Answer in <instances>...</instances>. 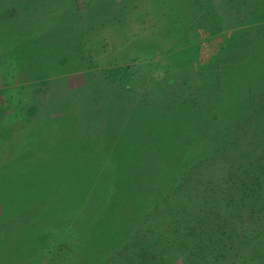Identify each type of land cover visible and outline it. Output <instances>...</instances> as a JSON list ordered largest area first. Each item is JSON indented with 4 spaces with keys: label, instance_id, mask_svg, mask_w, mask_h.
Segmentation results:
<instances>
[{
    "label": "rangeland",
    "instance_id": "1",
    "mask_svg": "<svg viewBox=\"0 0 264 264\" xmlns=\"http://www.w3.org/2000/svg\"><path fill=\"white\" fill-rule=\"evenodd\" d=\"M30 2L37 13L18 22L0 16V231L1 219L30 201L50 205L54 221L45 237L33 236L39 243L31 256L26 249L11 263L76 262L77 236L99 219L105 241L123 235L126 245L81 264H209L215 252L206 254L208 246L218 251L227 241L226 258L214 264H264L261 221L246 212L252 198L238 209L227 202L230 218L239 210L246 224L233 232L225 231L233 224L224 214L208 232L179 228V219L167 226L170 206L154 199L183 173L202 172L218 186L227 170L233 179L251 168L264 183L263 27L256 20L254 32L241 35L247 9L264 12V0ZM59 12L73 21L61 25L56 48L45 44L35 59L45 80L10 79L4 44L44 30ZM41 97L45 108L26 105L17 115L27 98ZM191 184L184 182L191 196L182 202L195 214L202 204ZM149 188L159 207L146 216ZM258 195L264 221V186ZM212 202L223 209L225 201Z\"/></svg>",
    "mask_w": 264,
    "mask_h": 264
},
{
    "label": "trees",
    "instance_id": "2",
    "mask_svg": "<svg viewBox=\"0 0 264 264\" xmlns=\"http://www.w3.org/2000/svg\"><path fill=\"white\" fill-rule=\"evenodd\" d=\"M30 1L31 0H0V16L4 13V15L2 16L3 20L4 18L5 19L7 18L8 21L10 22H18L28 17V15H30L33 10L35 13H37L35 8L31 6ZM44 6H46V3L44 4ZM26 10L28 11L25 12ZM263 15L264 12H262V9L257 8L256 11H253L252 9L248 8L246 11V15L242 17V20L245 18L247 19L245 20L246 25L245 27L242 28L243 33L241 35L242 36L250 35L251 32H254L255 26L257 24L254 23V21L257 20L256 22H259L263 27L261 35H263L262 37L264 38ZM46 17L49 16L47 15ZM52 20H54V18H51L50 22H52ZM72 21L73 20L71 18L69 19L67 17H64L61 15V12H59L58 17L55 18V23L54 24L52 23L44 30L30 35L29 34L19 35L17 36L16 41H12L10 43L7 40V43L4 44L3 56L7 53L10 54L9 61H10V65L13 68L8 70V72L10 71V73L8 74L7 72V76L8 77L10 76V79H18V78L22 79L25 76V77H29V79H31L32 81L34 80L35 83L41 79L45 80V76L43 74L42 68L38 65V63H36L35 59H37L39 53H41V50L46 46L45 44H48V46L53 47V49L56 48L57 39L60 37L61 34L63 35L62 33L63 28L61 25L67 24L70 27L71 25L70 23H72ZM3 24L6 25V21H4ZM263 49H264V45L262 46L261 51H263ZM216 77H218V75ZM46 81L48 82V80ZM47 97H50V92L46 95V98ZM35 99L36 98H27L26 100L27 102L26 103L22 102L18 107L17 111H19V108L20 109L26 108V105L29 106V108L31 106L34 108L36 107L39 108L36 110V113H38V111H41V109L45 108V105L43 104L44 97L39 98L38 102L37 101L34 102ZM17 115H22V113L19 111V113L17 112ZM3 117L4 116H2V120L7 121V118H3ZM244 165L246 164L244 163ZM223 166L224 165L218 163V167L220 169H222ZM246 166H253V162L249 161ZM229 175H230V170H227L223 174H220L217 179L218 186H214L213 182L207 179L205 181H207V183L209 184L205 183V181H203L204 175L202 172H195L192 174L183 173V175L179 176L177 184L171 186L167 192H164L161 195L162 197L160 196L154 197V199L157 198L158 201L163 202V204L167 203L168 204L167 207L170 206V208L165 211V214L171 217L169 219V222L167 223V226L171 225L172 223H176L179 219L181 225L180 224L176 225L179 228L190 229L193 225H196L204 232H208L211 230L210 228H212L213 225H215L216 223V221L213 219L216 218L217 216H221L222 214H224L229 217L227 224L228 223L230 225L233 224L232 228L226 226L227 228L225 229V231H228V229L229 231L230 229H232V232L233 230H237V229L244 230V226L246 224L244 225V222H242L244 221V219L241 220L240 215L238 213L239 210H237L234 218L233 217L230 218L228 214L231 213L232 208H227V202L228 201L233 202L234 208L238 209L245 206L248 203L249 199L252 198L251 200L253 202H250L251 203L250 209L246 210L247 215H250L252 219L253 217H255V220L261 221V223L257 224V229H260L258 232H261L262 230L264 232V221H262L263 220L262 210L256 208V206L258 205L257 203L260 202L262 199L259 198L258 193H260L261 187L264 186L263 179L259 176L254 175L253 171H251V168L246 169L244 176L238 174L233 179H229ZM197 178L198 181L194 182L193 180H196ZM185 181L192 182L191 187L193 190H197L196 192L197 196L201 200L200 203L202 205L198 207V211L196 210L195 214L192 213V209H190L189 211L190 206L189 208H187L188 206L186 205V203L182 202L184 200H189L188 198L191 196L189 191H185V192L182 191V187ZM231 181H235L237 183L234 187L235 188L234 191H230L228 189L229 183ZM53 183L55 184L54 180L52 181V184ZM34 187L35 189L39 188L36 187V185H34ZM153 191L154 189L151 191L149 188V196L146 200L147 209L144 213V215L146 216H148L151 212L153 213L155 209L159 207L157 205V202H152ZM142 194L143 196L145 195L144 190ZM212 199L213 201L217 200V202L220 200L225 201V203L222 204L223 209H219L221 205L217 207L216 202H212ZM119 201L124 202L121 199ZM175 204H179L177 209H174L176 208ZM205 204L209 206L208 210L205 211V213H210L208 214L209 218L207 217L206 220H205V216H203L205 214L203 213V209H204L203 205ZM152 205L154 206V208H151ZM210 207L211 208L217 207L216 209H218V212L214 210L211 211ZM201 212L203 213V215ZM49 214H51L50 205L45 203H40L37 205L36 202L30 201V202H26V204L23 203L19 204L17 210L12 211L11 214H6L4 218L1 219V223H3V226H5V228H3L0 231V245H1L0 249L2 251L1 264H7V263L10 264L13 260L17 258V256L20 257V255L25 254L26 249H28L26 250L28 255L29 256L32 255V251L30 250L34 246H36L37 243H39V242L36 243V239L33 236H38L39 238L45 237L47 233H49L48 229L49 227H51L50 222L54 221L52 218L48 219ZM180 214H182L181 215L182 217L178 216ZM235 217L239 218V220H236ZM94 221L95 222H91L88 225V229L85 232H83V234L81 233L77 236V239L75 240V246L80 252L81 258L72 264H81L80 261L82 263H85L86 257H87L86 261H88L90 256L92 259L100 258L105 255V253L109 250L108 249L109 247L117 246L116 247L118 249L117 254H119V252L122 251V249L126 245L125 241L127 239V236H123V235H121L119 239H117L118 243L115 242L116 239L113 238H109V241L107 240L105 241L106 233L104 232L99 234L101 230H97L99 228V225L102 223L101 220L99 221V219H97ZM148 221L150 222L149 218H143L141 220V223L142 225H148ZM198 222L201 223L199 224ZM124 223L126 225V221ZM40 224H43V228L38 229ZM125 225H123V227L128 228V226ZM157 226H158L157 222H154L152 224V229L158 231L159 229ZM141 237L143 238V235ZM213 238L214 237L210 238L211 242L214 240ZM170 244H172L171 241ZM106 245L108 246L107 248ZM221 245L222 246L219 247L218 251L217 249L214 250V245L210 244L208 246L207 248L208 253L206 254L209 253L212 254L215 252V257L209 261V264H214V262H216L217 260L226 258L227 248H229L230 244L227 241V242H223ZM239 256L242 257L243 253L241 255L239 254ZM246 261L248 262L247 259ZM246 261L245 262L243 261L241 264L247 263ZM225 262L226 261H223V263ZM58 264L60 263L58 262Z\"/></svg>",
    "mask_w": 264,
    "mask_h": 264
}]
</instances>
